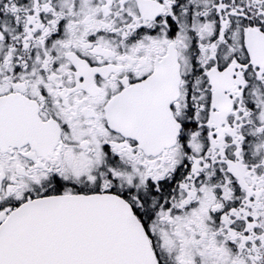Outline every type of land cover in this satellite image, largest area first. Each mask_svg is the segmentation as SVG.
Instances as JSON below:
<instances>
[{"label": "snow or ice", "instance_id": "snow-or-ice-1", "mask_svg": "<svg viewBox=\"0 0 264 264\" xmlns=\"http://www.w3.org/2000/svg\"><path fill=\"white\" fill-rule=\"evenodd\" d=\"M0 264H264V0H0Z\"/></svg>", "mask_w": 264, "mask_h": 264}]
</instances>
